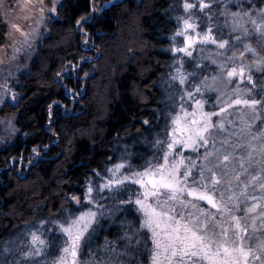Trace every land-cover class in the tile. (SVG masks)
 Listing matches in <instances>:
<instances>
[{
	"label": "snow or ice",
	"instance_id": "6c2138e0",
	"mask_svg": "<svg viewBox=\"0 0 264 264\" xmlns=\"http://www.w3.org/2000/svg\"><path fill=\"white\" fill-rule=\"evenodd\" d=\"M219 3L220 0H182L184 15L176 17L180 27L170 37V51L182 54L181 67L165 82L166 89L175 88L180 95L177 97L173 91L167 97L171 101V112L166 114L170 119L162 132L155 133L158 138L151 141L154 155L133 165V154L125 145L118 163L106 170L90 169L82 191L63 197L82 210L73 213L62 208L59 219L39 220L27 234V244L23 240L15 244V238L3 241L0 264H36V258L49 245L43 238L48 224L52 225L49 233L64 238L60 255L52 264H131L133 260L143 264L145 255L147 264H264V128L258 124L264 121V86L258 85L253 76V69L264 73V8L230 13L229 0H223L222 9L214 11ZM112 4L113 0L101 4L88 0V11L74 20L73 30L83 37L85 46L91 36L87 26ZM63 7V0H53L47 9L41 7L40 22L56 23ZM197 7L200 16L194 18L191 13ZM205 19L207 28L197 31ZM13 27L20 30L18 25ZM21 35L23 46H29L34 37L26 32ZM181 35L183 45L177 47L176 40ZM225 35L226 39L221 38ZM251 39H255L257 47L247 42ZM23 46L15 48L14 54L23 51ZM91 47H96L94 42ZM249 56L252 59L246 62ZM94 58L82 55L64 61L55 73L63 99L48 105L50 125L55 122L56 108L72 118L85 84L74 88L71 82L89 78L90 72L81 74V69ZM186 60L191 72L183 71ZM233 81L237 85L249 84L244 89L246 98H239V87L227 91ZM221 83L223 90L217 86ZM3 89L0 103H18L20 93L10 90L7 84ZM213 94L216 100L209 103ZM241 105L246 111L236 118L233 109ZM206 107L214 111H206ZM141 123L149 126L151 122L145 118ZM50 144L33 145L26 164L22 151L9 159L13 164L19 160L21 168L31 167ZM125 194L126 198H122ZM121 212L138 216L139 226H133L134 220L121 218L118 224L122 235L114 240L105 237L102 245L89 249L91 259L81 262L82 247L91 243L98 230H107L103 221L107 220L110 228ZM123 241L127 243L121 246ZM24 247L27 251L22 250Z\"/></svg>",
	"mask_w": 264,
	"mask_h": 264
},
{
	"label": "trees",
	"instance_id": "16d2710c",
	"mask_svg": "<svg viewBox=\"0 0 264 264\" xmlns=\"http://www.w3.org/2000/svg\"><path fill=\"white\" fill-rule=\"evenodd\" d=\"M46 1L52 5L53 0ZM234 1L233 12L264 8V0ZM95 2L101 4L104 0ZM63 4L59 21L42 23L36 51L26 69L17 75L18 103H4L0 109V117L12 118L15 127L9 144L0 146V248L3 241L10 238H15V244L22 240L27 244L28 228L36 226L39 220L60 218L62 208L75 210L63 198L64 194H79L85 177L91 174L90 169L106 170L119 162L125 145L127 152L133 154V165L153 156L151 141L158 138L155 133L162 132L170 119L166 115L171 112L168 106L171 101L167 97L173 91L177 97L180 95L175 88L166 89L165 82L170 73L181 67L182 54L179 57L170 51V37L178 28L176 17L183 11L182 0H113L112 6L87 26L91 33L87 46L73 29L74 20L88 11V0H63ZM218 5L214 11L218 10ZM37 13L38 21L41 15L40 11ZM223 22L221 17L220 23ZM93 42L96 47H91ZM247 42L257 47L255 39ZM8 43L6 24L0 14V47ZM82 55L95 57L81 69V74L90 72L89 78L71 82L74 88L85 84L83 95L75 104L71 119L63 115L61 108H56L53 110L57 113L55 122L50 125L48 105L53 100L63 99V89L57 87L55 73L64 61ZM251 59L249 56L246 62ZM183 71H192L187 60ZM253 76L258 85L264 86V73L253 69ZM217 86L224 89L223 83ZM237 87L241 90L239 98H246L244 89L249 88V84L237 85L233 81L227 91ZM215 100L213 94L209 103ZM244 111L242 105L236 107L233 116L239 118V113ZM145 118L150 119L149 126L141 123ZM258 124L259 128H264V121ZM50 142L49 149L43 150L39 162L31 167L21 168L19 160L13 164L9 159L22 151L26 164L33 145ZM122 198H126V194ZM124 217L134 220V227L139 226V217L126 212H121L110 228L109 222L103 221L107 230H98L91 243L81 249L82 261H88L89 249L102 245L105 237L114 240L122 235L118 221ZM26 223L28 228L24 227ZM255 239L254 235L253 243ZM123 243L127 241L121 242V246ZM52 249L47 246L45 253L36 258V264H51ZM22 250L27 251V248ZM131 264L137 262L133 260ZM143 264H147V255Z\"/></svg>",
	"mask_w": 264,
	"mask_h": 264
},
{
	"label": "rangeland",
	"instance_id": "374dc122",
	"mask_svg": "<svg viewBox=\"0 0 264 264\" xmlns=\"http://www.w3.org/2000/svg\"><path fill=\"white\" fill-rule=\"evenodd\" d=\"M39 1V2H38ZM234 0H229L228 12H233V4ZM53 3V1H52ZM34 5V7H33ZM223 0H220L219 5L217 6L218 10L222 9ZM41 7H44L45 9L50 8L51 5L47 3V1H41V0H0V14L2 17L3 22L6 24L7 28V38H8V45L7 46H1L0 47V94H3L4 89L3 85L7 84L9 86V89L12 91H15L19 93L16 89V85L18 84V73L22 72V70L26 69L27 63L31 59L32 54L36 51V40L39 36V33L41 32L42 23L40 20H36V15L39 12V9ZM235 9V8H234ZM184 15V12L182 11L181 16ZM191 15L195 18L200 16L198 7L196 10H194ZM185 18H187L185 16ZM224 19V18H223ZM195 22V20L193 21ZM205 22L204 26L201 28H197V31H204L207 28V21L206 19L203 21ZM223 24V23H222ZM13 25L19 26V31L13 27ZM178 27H180V24L178 23ZM227 28H225V33H227ZM21 32H26L31 34L34 39H31L29 41V46H23V36L21 35ZM191 35H195V32L190 33ZM221 38H227V35L221 37ZM183 45V36H178L176 40V46H182ZM23 46V51L16 52L14 54V49L17 47ZM197 55H200L199 51H197ZM205 55H207V52H205ZM179 56L180 55H176ZM231 66V65H229ZM199 98V97H197ZM4 103H0V109L1 106ZM191 109L189 108V111ZM206 111H214L211 109H208L206 107ZM3 117H0V146L3 144H9L10 140L12 139L13 133V126L12 118H8L9 120L2 119ZM9 121H11V125H9ZM194 158V157H193ZM118 163V162H115ZM113 163V164H115ZM107 169V168H106ZM105 174V172L102 173V175ZM136 189L133 188L132 191H135ZM252 194V193H250ZM258 194V193H253ZM82 209L75 208V210L71 211L73 213L79 212ZM66 215V213H65ZM59 219V218H58ZM37 226V225H36ZM34 225L33 228L36 227ZM52 225L48 224L43 229V238L49 241L48 247H53L52 253V261L55 260L60 255V248H62L63 245V236H58L56 233H49L48 229L51 228ZM33 228H28L27 231L28 234L31 233ZM27 242H28V236H27ZM83 247H86L83 246ZM82 247V251H83ZM51 257V256H50ZM91 257L88 256L87 260H90ZM79 260L83 262L79 256ZM52 264V263H51Z\"/></svg>",
	"mask_w": 264,
	"mask_h": 264
}]
</instances>
